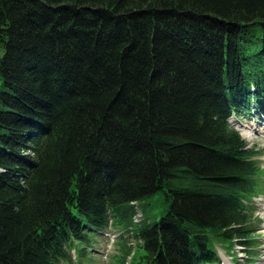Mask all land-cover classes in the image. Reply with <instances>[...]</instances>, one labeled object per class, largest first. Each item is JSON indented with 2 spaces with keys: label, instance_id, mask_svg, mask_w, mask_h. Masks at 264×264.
I'll return each mask as SVG.
<instances>
[{
  "label": "trees",
  "instance_id": "trees-1",
  "mask_svg": "<svg viewBox=\"0 0 264 264\" xmlns=\"http://www.w3.org/2000/svg\"><path fill=\"white\" fill-rule=\"evenodd\" d=\"M0 48V264L112 226L131 264L245 244L259 168L230 119L264 123V0H0Z\"/></svg>",
  "mask_w": 264,
  "mask_h": 264
},
{
  "label": "rangeland",
  "instance_id": "rangeland-1",
  "mask_svg": "<svg viewBox=\"0 0 264 264\" xmlns=\"http://www.w3.org/2000/svg\"><path fill=\"white\" fill-rule=\"evenodd\" d=\"M2 52L3 50L0 48V56ZM230 121L240 130L249 149L256 151L254 159L259 168L256 176L259 192H257L253 204L250 205V223L244 235L245 244L241 245L238 241L233 240L219 241L215 243V246L222 264H225L223 255L227 257L229 264H264V248L260 246L264 239V232L261 230L264 226V123L256 120H236L234 117ZM242 133L246 135H242ZM147 202L148 206L142 212L141 223L158 220L165 208L160 194L148 198ZM111 229V231L106 229L100 234L87 231L89 242H76L74 245V250L77 253L80 252V249L85 248L84 254L78 259L72 260L70 264H131L132 260L133 262L139 261L138 256L141 254V250L135 247L136 243L130 241L131 239L121 229H116L113 226ZM124 244L131 245L133 252L135 251L134 256L131 252L124 259Z\"/></svg>",
  "mask_w": 264,
  "mask_h": 264
},
{
  "label": "bare ground",
  "instance_id": "bare-ground-1",
  "mask_svg": "<svg viewBox=\"0 0 264 264\" xmlns=\"http://www.w3.org/2000/svg\"><path fill=\"white\" fill-rule=\"evenodd\" d=\"M249 128H251V127H249ZM238 131L240 133V130L239 129H238ZM242 135H246V134L245 133H242ZM261 230H262V232H264V226L261 228ZM260 246H262L264 248V239L261 241ZM222 257H223L224 263L225 264H229L227 257L225 255H223Z\"/></svg>",
  "mask_w": 264,
  "mask_h": 264
}]
</instances>
